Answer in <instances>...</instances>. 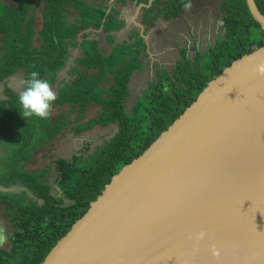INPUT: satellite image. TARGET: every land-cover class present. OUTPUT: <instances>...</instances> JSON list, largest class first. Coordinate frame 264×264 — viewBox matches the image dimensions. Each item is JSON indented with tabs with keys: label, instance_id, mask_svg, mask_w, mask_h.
I'll return each instance as SVG.
<instances>
[{
	"label": "trees",
	"instance_id": "16d2710c",
	"mask_svg": "<svg viewBox=\"0 0 264 264\" xmlns=\"http://www.w3.org/2000/svg\"><path fill=\"white\" fill-rule=\"evenodd\" d=\"M128 1L134 0H116V4ZM108 2L44 0L43 24L36 34L34 0H17L13 7L0 1V83L24 69V79L37 71L52 89H58L53 114L45 120H24L18 95L10 88L5 90L8 102H0V136L13 145L17 159L9 178L0 184H21L26 189L20 195L0 193V207L5 209L12 229L8 245L0 247V264L43 263L111 179L145 152L211 80L235 60L264 45V31L250 14L246 0H222V33L214 44L193 55L181 49L171 70L153 65L155 78L128 109L131 80L135 73L144 72L148 47L137 35L133 43L115 45L112 33L121 31L125 23L119 10L109 12ZM255 2L264 15V0ZM148 3L140 0V4ZM190 3L155 0L144 10L143 23L148 29L161 19L174 21ZM89 30H102L107 35L110 54L103 53ZM77 50L80 57L67 73L69 80L61 79ZM90 108L97 110V117L86 120ZM110 126H117V132L95 150L85 143L69 158L54 161L53 185L48 181V169L25 170L31 158L69 129L80 137L97 127ZM28 192L33 199L28 198Z\"/></svg>",
	"mask_w": 264,
	"mask_h": 264
},
{
	"label": "water",
	"instance_id": "95a60500",
	"mask_svg": "<svg viewBox=\"0 0 264 264\" xmlns=\"http://www.w3.org/2000/svg\"><path fill=\"white\" fill-rule=\"evenodd\" d=\"M261 65L264 45L211 80L41 264H264Z\"/></svg>",
	"mask_w": 264,
	"mask_h": 264
},
{
	"label": "rangeland",
	"instance_id": "374dc122",
	"mask_svg": "<svg viewBox=\"0 0 264 264\" xmlns=\"http://www.w3.org/2000/svg\"><path fill=\"white\" fill-rule=\"evenodd\" d=\"M6 5L13 7L17 0H0ZM44 0H34L36 12V34L41 30L42 8ZM222 0H191L189 7L183 15L178 19L170 22L159 20L155 27H152L148 35V51L146 66L144 72L135 74L131 82V96L127 102V108L134 103L135 99L141 96V93L148 88L150 80L155 78L153 65L159 64L167 70H171L175 63L180 59L179 52L181 49H188L193 55L198 49L206 50L209 45H213L216 41V36L222 33L220 28V5ZM37 39V36H36ZM76 52V54H75ZM70 60L71 66L75 60L80 57V52L75 51ZM69 71V70H68ZM64 72V71H63ZM68 73V72H67ZM67 73L64 78L67 77ZM54 90V89H53ZM56 90V89H55ZM54 90V91H55ZM57 94V93H56ZM53 114V112H52ZM97 117V112L94 109L87 115L86 120ZM117 132V126L108 128L97 127L82 136L77 137L70 131H66L52 145L43 149L39 154L35 155L28 164L25 170L41 171L49 170L48 181L52 185L56 177V169L54 161L58 158H69L73 153L78 152L88 143L93 150L102 145L104 141L110 140ZM3 138L2 136H0ZM4 139V138H3ZM7 144L0 145V181L9 178V171L16 164V155L13 145L4 139ZM6 187V186H5ZM18 195L19 192H16ZM31 200L33 196L28 194ZM0 247L7 246V239L11 234V226L5 218V209L0 207Z\"/></svg>",
	"mask_w": 264,
	"mask_h": 264
},
{
	"label": "crops",
	"instance_id": "0c3cea01",
	"mask_svg": "<svg viewBox=\"0 0 264 264\" xmlns=\"http://www.w3.org/2000/svg\"><path fill=\"white\" fill-rule=\"evenodd\" d=\"M150 1L151 0H149V2ZM88 2H90V0H88ZM114 3H116V0H109V2H108V4L112 5V6L114 5ZM141 5H145V4H140V0H134V1H128L125 4L116 5L115 7L113 6V8H112V6H110L111 8L109 9V12L112 11L113 9L119 10L120 11V19L123 20L124 23H125V26H124V28L121 31L112 33V36H113V38L115 40V45L121 44V43L130 44V43L135 42L136 39L135 40L133 39L134 35H137L139 38L142 37V35H141L142 33L140 34V27L144 29L143 33H145V30H146L144 28L145 26L143 24H140V11H141L140 10V6ZM151 5L148 8H146V9H149L151 7ZM144 10L145 9H143V12H144ZM143 14H145V13H143ZM143 20H144V16H143L142 21ZM161 21H164V20L161 19ZM151 29H152V27L149 28L148 32H146L145 35H149L150 32H151L150 31ZM88 32L91 34V39H96L99 42L100 48L103 51V53H105V54H110L111 53L112 47L108 46V42H107V39H106L107 35L104 34L102 32V30H100V31L89 30ZM145 43H146L147 47H149L148 46V40L145 41ZM147 51H148V49H147ZM77 52H79V51L77 50ZM75 54H76V52H75ZM71 67L72 66L69 63L67 68L61 74V79H64L65 74L68 72V70ZM135 74H137V73H135ZM134 75H133V77H134ZM24 76H25V70L24 69H20L18 71V73L14 74L10 78H8L5 81V83H0V102H4L5 103V102H8V100H9L8 97L5 94L6 88H10L15 94L19 95V92L22 90V87H23ZM132 80H131V82H132ZM130 88H131V86H130ZM54 90H55L54 92L56 94L58 89L54 88ZM92 109H94L95 112H97V110L95 108H90L88 114L90 113V111H92ZM2 143L3 144H7L6 141H4V139L0 137V145ZM28 163H26V164H28ZM26 164H25V167H26ZM28 172L31 173V172H34V171H28ZM36 172H40V171H36ZM3 187L6 188V189H10L11 190L9 194H16V192H19L18 195H20L22 192H25V190H26L25 187L22 186L21 184L13 185V186H10V187H5L2 184H0V193H2L1 189H3ZM27 194H29V193H27ZM30 195L32 196V194H30Z\"/></svg>",
	"mask_w": 264,
	"mask_h": 264
},
{
	"label": "clouds",
	"instance_id": "9594fccd",
	"mask_svg": "<svg viewBox=\"0 0 264 264\" xmlns=\"http://www.w3.org/2000/svg\"><path fill=\"white\" fill-rule=\"evenodd\" d=\"M258 71L264 74V65ZM56 94L47 79H41L37 71H32L24 80L22 90L18 95V104L21 106L20 115L24 120L36 117L41 120L50 118L52 105ZM203 238V234H201ZM2 241V238H0Z\"/></svg>",
	"mask_w": 264,
	"mask_h": 264
},
{
	"label": "flooded vegetation",
	"instance_id": "af4514ba",
	"mask_svg": "<svg viewBox=\"0 0 264 264\" xmlns=\"http://www.w3.org/2000/svg\"><path fill=\"white\" fill-rule=\"evenodd\" d=\"M117 4L116 3H114V7L116 6ZM112 6V5H111ZM112 6V7H113ZM144 12H143V10H141L140 11V24H143L144 25V23H143V21H142V19H143V16H144V14H143ZM159 21H157L152 27H155L156 26V24L158 23ZM145 26V25H144ZM146 30L145 31H147L148 32V30H149V28L147 29V27L145 26L144 27ZM151 28V27H150ZM141 31H142V29H141V27H140V34H141ZM1 227H2V225L0 224V229H1Z\"/></svg>",
	"mask_w": 264,
	"mask_h": 264
}]
</instances>
